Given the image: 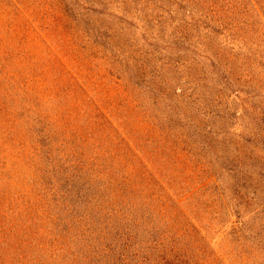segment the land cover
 Instances as JSON below:
<instances>
[{
    "label": "rangeland",
    "instance_id": "obj_1",
    "mask_svg": "<svg viewBox=\"0 0 264 264\" xmlns=\"http://www.w3.org/2000/svg\"><path fill=\"white\" fill-rule=\"evenodd\" d=\"M93 1L0 0V264H264V0Z\"/></svg>",
    "mask_w": 264,
    "mask_h": 264
},
{
    "label": "trees",
    "instance_id": "obj_2",
    "mask_svg": "<svg viewBox=\"0 0 264 264\" xmlns=\"http://www.w3.org/2000/svg\"><path fill=\"white\" fill-rule=\"evenodd\" d=\"M67 2V10L69 13L73 14L75 13V16H79L84 24H88L89 22V16L92 15H99V16H113L110 12L109 5L107 3H98L93 0H66ZM74 15V14H73ZM89 29V28H88ZM181 39V38H180ZM181 43L186 44L187 48L190 46L189 43L186 41H183L182 39L180 40ZM212 64L214 65L215 62L212 60ZM219 81L226 87H234V83L231 79V77L224 71L223 69H219ZM238 91L237 94L240 92H243L247 97L245 98V103H249V106L253 107L255 109V101H254V96L253 93L256 92L254 88L247 87V88H242L241 90H236ZM258 123L257 124H264V110L261 109L260 115L257 118H254ZM159 199V198H158ZM160 200V199H159ZM165 206V204H164Z\"/></svg>",
    "mask_w": 264,
    "mask_h": 264
}]
</instances>
